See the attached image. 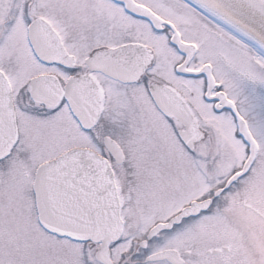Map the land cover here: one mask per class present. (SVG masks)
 Wrapping results in <instances>:
<instances>
[{
    "label": "snow or ice",
    "instance_id": "obj_1",
    "mask_svg": "<svg viewBox=\"0 0 264 264\" xmlns=\"http://www.w3.org/2000/svg\"><path fill=\"white\" fill-rule=\"evenodd\" d=\"M0 264H264V0H0Z\"/></svg>",
    "mask_w": 264,
    "mask_h": 264
}]
</instances>
